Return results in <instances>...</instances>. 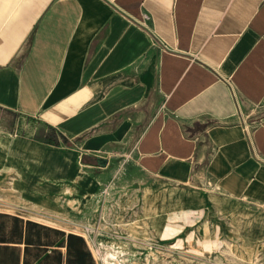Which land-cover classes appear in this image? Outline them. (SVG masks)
Wrapping results in <instances>:
<instances>
[{"label": "crops", "instance_id": "1", "mask_svg": "<svg viewBox=\"0 0 264 264\" xmlns=\"http://www.w3.org/2000/svg\"><path fill=\"white\" fill-rule=\"evenodd\" d=\"M3 140L31 165L69 150L79 174L151 180L160 235L206 201L263 230L264 0H0ZM54 222L0 210V264H98Z\"/></svg>", "mask_w": 264, "mask_h": 264}, {"label": "rangeland", "instance_id": "2", "mask_svg": "<svg viewBox=\"0 0 264 264\" xmlns=\"http://www.w3.org/2000/svg\"><path fill=\"white\" fill-rule=\"evenodd\" d=\"M7 142L0 141V210L71 222L69 229L85 236L98 264H264V225L259 230L251 212L207 201V209L180 207L175 218L191 225H169L160 235L161 227L156 232L147 225L160 215L151 180L113 179L112 165L79 174L76 153L69 150H35L31 165L15 159Z\"/></svg>", "mask_w": 264, "mask_h": 264}, {"label": "water", "instance_id": "3", "mask_svg": "<svg viewBox=\"0 0 264 264\" xmlns=\"http://www.w3.org/2000/svg\"><path fill=\"white\" fill-rule=\"evenodd\" d=\"M97 163L100 165H105L106 161L104 159L97 158Z\"/></svg>", "mask_w": 264, "mask_h": 264}, {"label": "trees", "instance_id": "4", "mask_svg": "<svg viewBox=\"0 0 264 264\" xmlns=\"http://www.w3.org/2000/svg\"><path fill=\"white\" fill-rule=\"evenodd\" d=\"M46 143H48V144H51V145H56L57 144V142L56 141H47Z\"/></svg>", "mask_w": 264, "mask_h": 264}, {"label": "bare ground", "instance_id": "5", "mask_svg": "<svg viewBox=\"0 0 264 264\" xmlns=\"http://www.w3.org/2000/svg\"><path fill=\"white\" fill-rule=\"evenodd\" d=\"M111 254V253H110ZM117 254V253H116ZM116 256V255H115ZM107 257V256H106ZM111 259H113V258H111ZM104 260H106V258L104 259ZM114 260V259H113ZM107 261V260H106ZM116 261H117V259H116ZM119 263V262H118ZM108 264V263H107ZM117 264V263H116Z\"/></svg>", "mask_w": 264, "mask_h": 264}]
</instances>
